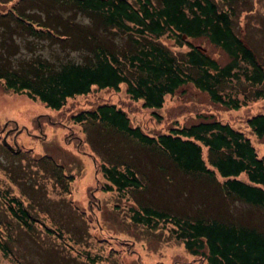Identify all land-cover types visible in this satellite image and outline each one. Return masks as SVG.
Segmentation results:
<instances>
[{"label": "rangeland", "instance_id": "rangeland-1", "mask_svg": "<svg viewBox=\"0 0 264 264\" xmlns=\"http://www.w3.org/2000/svg\"><path fill=\"white\" fill-rule=\"evenodd\" d=\"M222 3L236 11L232 19L237 32L264 64V0ZM50 4V0H0V241L10 250L6 254L0 245V264H198L182 239L172 234L171 223L159 220L150 227L133 218L130 207L137 208L140 202L179 216L216 217L264 232V209L227 193L221 175L184 174L155 144L136 142L86 113L101 97L112 95V101H120L122 95L128 100L124 87L119 96L110 89L78 94L59 110L26 92L5 87L12 72H28V59L33 56L81 58L77 50L66 51L57 42L36 40L44 30L59 40L60 34L47 26L43 11ZM35 6L39 10H32ZM61 12L72 11L67 7ZM73 18L90 21L80 13ZM163 41L174 50L185 49L169 38ZM194 41L220 62L227 60L226 53L205 36ZM240 85L229 88L235 91L237 87L240 96L239 91L250 93L249 85ZM96 98L100 101L91 103ZM183 102H196L215 117L232 122L264 154V137L254 136L245 124L247 114L264 110V100L238 110L227 109L205 92L186 85L161 113ZM135 109L128 112L130 123L150 134L165 132L175 119L180 124L195 119L193 112H175L176 117L158 122L150 117V110ZM77 114L84 116L77 118ZM4 135L9 143L15 139L19 149H10ZM111 165L129 166L143 186L128 181L119 189L114 173L105 168ZM1 192H5L3 196ZM7 195L20 201L14 205L25 209L22 219L6 209Z\"/></svg>", "mask_w": 264, "mask_h": 264}, {"label": "trees", "instance_id": "trees-1", "mask_svg": "<svg viewBox=\"0 0 264 264\" xmlns=\"http://www.w3.org/2000/svg\"><path fill=\"white\" fill-rule=\"evenodd\" d=\"M50 1L49 9L43 11L47 26L60 34L59 40L50 30H44L36 40L57 42L66 51L77 50L81 58L33 56L28 59V72H12L5 87L26 92L58 110L78 94L110 89L119 96L124 87L128 100L122 95L120 101H112V95L101 97V102L86 113L136 142L155 144L184 174L221 175L227 193L264 209V154L257 152L244 131L196 102L171 105L161 113L186 85L205 92L227 109L238 110L248 107L249 102L264 100V64L237 32L232 19L236 11L222 3L228 0ZM67 7L72 12L63 14L61 9ZM74 13L86 15L89 23L74 19ZM199 36L219 46L227 60L220 62L202 44L195 43ZM163 38L185 49L174 50ZM32 44L29 40L28 46ZM233 84L249 85L250 93L236 94L237 87L235 91L229 88ZM98 101L96 98L91 103ZM135 108L150 110V117L158 122L176 117L175 112H193L195 119L182 124L175 119L165 132L150 134L130 123L128 112ZM81 116L77 114V118ZM245 117L249 131L263 138L264 110ZM105 168L114 173L118 188L128 181L143 186L129 166ZM106 186L113 188L110 183ZM7 198L6 209L22 219L25 209L14 205L20 201L13 195ZM130 210L136 221L150 227L159 220L171 223L172 234L182 239L198 264H264V232L255 227L216 217L179 216L143 202ZM0 245L6 254L10 252L2 241Z\"/></svg>", "mask_w": 264, "mask_h": 264}, {"label": "water", "instance_id": "water-1", "mask_svg": "<svg viewBox=\"0 0 264 264\" xmlns=\"http://www.w3.org/2000/svg\"><path fill=\"white\" fill-rule=\"evenodd\" d=\"M3 140L6 141V135H4ZM13 143H14V145H15V148L18 149V145H17V142L15 141V139L13 140ZM6 144H7L8 146H12V145H11L9 142H7V141H6Z\"/></svg>", "mask_w": 264, "mask_h": 264}, {"label": "flooded vegetation", "instance_id": "flooded-vegetation-1", "mask_svg": "<svg viewBox=\"0 0 264 264\" xmlns=\"http://www.w3.org/2000/svg\"><path fill=\"white\" fill-rule=\"evenodd\" d=\"M9 148L13 149L14 147H9Z\"/></svg>", "mask_w": 264, "mask_h": 264}]
</instances>
